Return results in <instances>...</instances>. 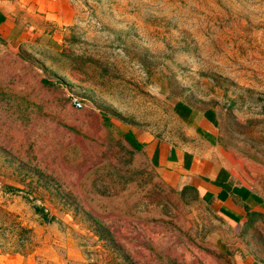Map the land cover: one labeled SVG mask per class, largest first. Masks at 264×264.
Wrapping results in <instances>:
<instances>
[{"label": "rangeland", "instance_id": "obj_1", "mask_svg": "<svg viewBox=\"0 0 264 264\" xmlns=\"http://www.w3.org/2000/svg\"><path fill=\"white\" fill-rule=\"evenodd\" d=\"M61 1L68 23L0 39V253L237 264L213 248L225 223L212 207L124 135L184 140L172 104L212 108L234 179L264 188V0ZM251 229L264 257V226Z\"/></svg>", "mask_w": 264, "mask_h": 264}, {"label": "crops", "instance_id": "obj_2", "mask_svg": "<svg viewBox=\"0 0 264 264\" xmlns=\"http://www.w3.org/2000/svg\"><path fill=\"white\" fill-rule=\"evenodd\" d=\"M66 8L61 0H0V39L20 43L40 35L43 22L52 27L66 24L71 19ZM172 113L185 131L184 140H168L147 129L126 133L154 171L170 184L191 187L225 223V233L213 241L218 253L233 254L237 264H264V257L257 256L256 243L250 240L251 227L256 222L264 226V188L234 179L218 148L219 119L214 109L176 100ZM0 264L43 262L18 253H0Z\"/></svg>", "mask_w": 264, "mask_h": 264}, {"label": "trees", "instance_id": "obj_3", "mask_svg": "<svg viewBox=\"0 0 264 264\" xmlns=\"http://www.w3.org/2000/svg\"><path fill=\"white\" fill-rule=\"evenodd\" d=\"M106 121H107L106 117H103L104 124L107 123ZM124 138L134 149L138 150L139 145L134 142V140L131 138V136L128 133L124 135ZM34 209L41 210L39 207H34Z\"/></svg>", "mask_w": 264, "mask_h": 264}, {"label": "built area", "instance_id": "obj_4", "mask_svg": "<svg viewBox=\"0 0 264 264\" xmlns=\"http://www.w3.org/2000/svg\"><path fill=\"white\" fill-rule=\"evenodd\" d=\"M69 98H70L71 104L73 105V107L75 109L81 108V102H80V100L76 96L69 95Z\"/></svg>", "mask_w": 264, "mask_h": 264}]
</instances>
